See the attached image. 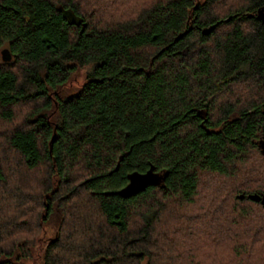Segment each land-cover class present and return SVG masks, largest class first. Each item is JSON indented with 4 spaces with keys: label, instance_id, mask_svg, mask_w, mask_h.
<instances>
[{
    "label": "trees",
    "instance_id": "16d2710c",
    "mask_svg": "<svg viewBox=\"0 0 264 264\" xmlns=\"http://www.w3.org/2000/svg\"><path fill=\"white\" fill-rule=\"evenodd\" d=\"M262 6L0 0V264H264Z\"/></svg>",
    "mask_w": 264,
    "mask_h": 264
},
{
    "label": "water",
    "instance_id": "95a60500",
    "mask_svg": "<svg viewBox=\"0 0 264 264\" xmlns=\"http://www.w3.org/2000/svg\"><path fill=\"white\" fill-rule=\"evenodd\" d=\"M59 11L62 12L63 17L70 23L75 25L82 24V18L77 15L72 8H64L63 6L58 7ZM249 15H253L252 13ZM256 17L264 20V6L257 10ZM215 24H211L205 28H203L202 32L207 34L211 31ZM1 57L4 61H10L12 59V53L10 52L8 47H5L1 50ZM264 147V145H263ZM164 180V175L160 172L154 170V166L151 165L150 168L145 172H138L134 171L129 173L128 175V183L122 187L121 189L117 190L115 193L128 197L133 194L138 193L139 191L145 189L148 185H160ZM252 200H260L261 203L264 205V195H259L257 193H249L247 195ZM240 198L244 197V193L239 195Z\"/></svg>",
    "mask_w": 264,
    "mask_h": 264
},
{
    "label": "rangeland",
    "instance_id": "374dc122",
    "mask_svg": "<svg viewBox=\"0 0 264 264\" xmlns=\"http://www.w3.org/2000/svg\"><path fill=\"white\" fill-rule=\"evenodd\" d=\"M1 50L2 49H0V55H1ZM12 57H13V55H12ZM85 72H86V68L83 69V70H80L76 74H74L73 77L71 78L70 82L67 84L66 87L68 89H74V88L79 87L84 81ZM47 235L49 236L50 232H48Z\"/></svg>",
    "mask_w": 264,
    "mask_h": 264
}]
</instances>
